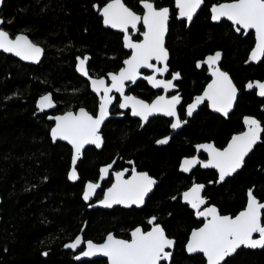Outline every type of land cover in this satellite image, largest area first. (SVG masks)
I'll list each match as a JSON object with an SVG mask.
<instances>
[{
  "label": "trees",
  "instance_id": "obj_1",
  "mask_svg": "<svg viewBox=\"0 0 264 264\" xmlns=\"http://www.w3.org/2000/svg\"><path fill=\"white\" fill-rule=\"evenodd\" d=\"M103 1L3 0L0 6L1 28L9 36L22 32L43 48L35 65L0 52V264H107L103 258L75 261L64 247L80 230L83 237L96 242L109 231L127 237L136 225L146 228L150 216L174 239L171 260L161 264H205L202 255H188L183 249L188 232L199 221L181 203L179 193L192 181L204 182L208 201L219 213L230 215L243 207L251 187L258 201L264 202V131L242 167L222 182L215 184L212 169L195 167L189 174L177 170L179 158L192 154L193 143L212 140L222 146L231 133L241 129L242 114L256 116L264 129V98L252 90L243 91L247 82L264 77V56L256 64L247 62L252 33L241 36L228 22L208 19L209 3L230 0H203L187 28L171 17L165 37L168 68L178 70L185 100L207 78L203 66L196 69L194 62L220 50L219 67L240 90L227 118L211 113L203 104L162 146L153 141L167 134L168 120L152 117L138 128L127 115L109 118L100 129L101 148H85L75 166L79 179H66L70 149L63 142L51 141L46 114L38 113L35 103L50 95L54 105L50 113L82 106L94 114L96 98L75 72L76 56L89 54L88 74L100 76L116 70L126 55L119 35L102 28L92 8ZM123 1L137 11L138 0ZM151 1L171 4V0ZM113 157L117 161L132 159L137 168L158 180L140 208H88L82 199L84 179L93 177L96 167ZM221 264H264V246H240Z\"/></svg>",
  "mask_w": 264,
  "mask_h": 264
},
{
  "label": "snow or ice",
  "instance_id": "obj_2",
  "mask_svg": "<svg viewBox=\"0 0 264 264\" xmlns=\"http://www.w3.org/2000/svg\"><path fill=\"white\" fill-rule=\"evenodd\" d=\"M143 5V15H138L122 2V0H109L100 11L103 22L106 26L120 29L124 32V46L132 50V55L124 61L125 67H122L118 73H109L112 81L111 85H106L103 78L92 79L93 90L100 96L99 114L95 117L90 115L85 109L81 108L78 114L67 112L63 116H57L56 126L51 130L54 140L57 138L67 141L72 145L73 167L69 172V179H78L75 164L81 154V150L86 144H95L100 147L102 138L99 135V129L105 118L108 116V105L112 103V97L109 95L113 89L116 92L124 93L125 81H135L140 75L141 68L152 69L153 75L145 77L153 87H163L165 90L174 87L173 80L179 78V73H174L172 80H158L156 73L163 74L168 71L167 59L168 53L164 47V36L167 31V22L169 18L168 8L157 9L151 0H141ZM203 0H176V6L179 9V16L186 17L191 21L193 14L200 8ZM95 7V6H94ZM212 19L219 21L222 18L230 20L237 31L243 30L247 33L249 30L255 31L256 44L249 59L257 61L264 56V0H231V2L214 4L211 8ZM142 22L145 31L142 33L143 40L133 42L129 36V29L136 31L138 23ZM3 21L0 20V24ZM0 49L5 52L14 53L24 60L38 61L42 54V49L33 44L27 36L20 34L14 39L9 37V33L0 29ZM220 53L206 57L205 61L210 67L217 64ZM78 70L85 76L88 71L85 63L88 57L77 58ZM156 60L164 64L163 67H156L150 61ZM214 77L205 90L203 96L195 98L194 102L187 106V114L192 115L194 109L204 99L211 102V106L228 114L232 107V101L236 96V88L232 84L228 74L220 71L218 67H212ZM256 87L259 89L258 95L264 96V82H249L248 88ZM180 103L179 95L166 99L164 96H158L151 104L138 100L133 96H125L124 102L120 104L121 108H126L131 104L133 115L140 116L142 120L147 121L149 116L154 113H163L166 116L173 117L171 124L173 129L179 128L182 121L177 115L176 106ZM50 95H45L38 101V107L43 110L53 107ZM244 123L247 130L234 135L224 149H218L213 144L197 145V150L203 149L208 153L207 161L198 160L195 156L185 158L181 162V170L188 172L193 166L200 164L202 167H213L219 171V180L223 181L226 176H230L239 169L244 161V157L252 149L253 145L260 139V134L264 129L260 122L251 117H245ZM168 137L158 140V144L167 143ZM111 168V165L100 169L103 178ZM116 182L105 192L101 204L111 207L113 204L141 205L144 203L145 196L151 191L156 183L147 173L136 172L133 168L132 175L124 179V172L115 173ZM99 184L87 183L85 186L83 198L87 201L95 194ZM204 186L193 184V186L183 193V198L193 209H196L198 217H204L206 222L202 227L194 229L187 244L189 253H203L207 259V264H221L225 257L232 255L241 246L261 247L264 246V222H262V210L264 203L257 201L251 189L248 191V202L245 209L239 212L235 217L221 215L215 206L205 207L202 211L200 206L205 204L204 198L200 192ZM175 199V197H173ZM155 217L149 221L153 224ZM253 234H258L259 238L254 239ZM81 244V237L65 245V247L76 248ZM87 250L82 253L83 256H94L97 254L107 257L109 264H161L162 261L170 258L171 253L166 251L174 244L169 239L164 229L159 224H154L150 231L144 232L137 227L131 232V239H117L109 233L104 243L95 244L91 240L86 242Z\"/></svg>",
  "mask_w": 264,
  "mask_h": 264
},
{
  "label": "water",
  "instance_id": "obj_3",
  "mask_svg": "<svg viewBox=\"0 0 264 264\" xmlns=\"http://www.w3.org/2000/svg\"><path fill=\"white\" fill-rule=\"evenodd\" d=\"M2 1L3 0H0V6H1V4H2ZM109 2V0L107 1V2H105L103 5H101L99 8H102L106 3H108ZM172 4H173V7L175 8V10H176V18L177 19H180V18H182V17H180L179 16V9L177 8V6H176V0H172ZM225 2H231V0L230 1H221V2H218V3H215V4H219V3H225ZM202 5V4H201ZM214 4H211L210 6H209V8H208V11H209V19H210V21L211 22H218V21H214L213 19H212V12H211V8H212V6H213ZM126 6V5H125ZM139 6L142 8V13H140V14H138V13H136V14H138V15H143V12H144V9H143V5H142V3H141V0L139 1ZM127 7V6H126ZM129 8V7H128ZM161 8H167L166 6H164V7H161ZM130 9V8H129ZM159 9V8H158ZM131 10V9H130ZM197 12V11H196ZM97 14L100 16V18H101V25H102V27H105V28H109V29H111V30H113V31H116V32H119V33H122V37H121V40H122V44H123V47L125 48V49H127V50H130V52H129V54L125 57V58H123V60L121 61V65L116 69V71H108V72H106L104 75H102V76H98V77H94V76H90L89 74L87 75V76H85L83 73H81L79 70H78V63H79V61H78V57L79 56H77L76 57V59H75V63H74V69H75V72L80 76V77H82L86 82H87V85H88V89H89V91L92 93V94H94L95 96H96V99H97V104H96V108H95V111H94V114H91L90 112H88L84 107H82V106H79V107H77V108H75L74 110H65V111H63V112H60V113H55V114H49V115H47L46 116V119L47 120H50V121H52V125L49 127V130H48V135H49V137H50V139H51V141L52 142H54V141H56V140H58V141H60V142H65L67 145H69L70 146V148H71V153H70V160H69V166H68V170H67V176H66V178L69 180V181H75V180H71V179H69V172L71 171V169H72V167H73V164H72V157H73V148H72V145L71 144H69L67 141H65V140H62V139H59V138H57L56 140H54L53 139V137H52V134H51V130L56 126V121H55V119H52V118H54V117H57V116H63L65 113H67V112H72V113H74V114H78L79 113V110L81 109V108H83V109H85V111H87L90 115H92L93 117H95V116H97L98 114H99V104H100V96L101 95H103V92L101 91L99 94L96 92V91H94L93 90V87H92V84H91V80L92 79H100V78H103L104 79V81H105V84L106 85H111V83H112V81H111V79H110V77H109V73H118L119 71H120V69L122 68V67H125V65H124V61L126 60V59H128L131 55H132V50L131 49H129V48H126L125 46H124V32L123 31H121L120 29H115V28H112V27H110V26H106L105 24H104V22H103V17H102V15H101V13H100V11H97ZM196 13H194L193 14V16L195 15ZM184 19H185V24L187 25L190 21L186 18V17H183ZM193 18V17H192ZM169 19V18H168ZM222 19H224V20H226L227 22H229L231 25H233V23L230 21V20H228L227 18H222ZM0 20H2L1 18H0ZM141 23V25L143 26V24H142V22H140ZM1 25V24H0ZM234 26V25H233ZM236 27H238V26H236ZM0 29H2V28H0ZM3 30V29H2ZM5 31V30H4ZM145 31V28H144V26H143V30L140 32V39L138 40V41H133V42H140V41H142L143 40V35H142V33ZM251 32H252V35H253V44H252V46H251V48H250V50L248 51V54H247V61L248 62H250V63H252V64H256L257 62H259V60H257V61H251L250 59H249V56H250V54H251V52H252V50H253V48L255 47V44H256V37H255V31L254 30H250ZM245 33V32H244ZM20 34H23V35H25L24 33H22V32H19V33H16L14 36H9L11 39H14L17 35H20ZM166 34H167V31H166V33H165V36H166ZM25 36H27V35H25ZM165 36H164V43H165ZM29 39V38H28ZM30 40V39H29ZM31 41V40H30ZM32 42V41H31ZM33 43V42H32ZM33 44H35V43H33ZM35 45H37L38 47H40L41 49H42V54H41V56H40V59L38 60V61H31V60H24V59H21L19 56H16L14 53H10V52H5V51H3L2 49H0V52H2V53H4V54H7V55H10V56H12V57H14V58H16L17 60H19V61H21V62H23V63H27V64H33V65H35V64H37L40 60H41V58H42V55H43V48L40 46V45H38V44H35ZM217 52H219L220 53V51L219 50H215V51H213L212 53H209V54H206L201 60H197L196 62H195V64H196V66H197V63L198 62H203V61H205V59H206V57H208L209 55H214L215 53H217ZM85 56H87L88 57V59H89V55L88 54H84L83 55V57H85ZM83 57H79V58H83ZM220 59V58H219ZM219 61V60H218ZM151 63H153L154 65H156V67H163L164 66V64L163 63H161V62H159V61H156V60H152V61H150ZM86 63H87V61H86ZM86 63H85V67H86ZM205 65V67H206V74L207 75H209V80L204 84V86H203V88L201 89V91H200V93H198V94H196V95H193L192 96V98H191V100L188 102V103H186V105H185V110H184V113H185V117H188L189 115L187 114V106L189 105V104H191V103H193L194 102V100H195V98L196 97H198V96H203V94H204V92H205V90L207 89V87H208V85L210 84V83H212V81H213V79H214V77H213V75H212V67H218L219 68V66H218V62H217V64L216 65H214V66H212V67H210L207 63H201V65ZM144 69H146V70H148V71H150L149 73H143V70ZM220 69V68H219ZM220 71H222V72H225V71H223V70H221L220 69ZM174 73H178V72H173V73H171V75H170V77L169 78H167V79H165V78H163V75H164V73L163 74H160V73H156L155 75H156V79H158V80H172V77H173V74ZM225 73H227V72H225ZM228 74V73H227ZM151 75H153V71H152V69H148V68H141L140 69V75L136 78V80L137 79H142V80H144L145 82H146V84L149 86V87H151L152 89H158V88H161L162 89V92L160 93V94H158V95H156L155 97H153L149 102H146V101H144L145 103H148V104H151L152 103V101H154L158 96H164L166 99H171V97L172 96H176L177 94H172V95H169V96H167L166 95V93H169V92H171V91H173L174 89H176V86L174 85V87H172V88H169V89H167V90H165L163 87H153L152 86V84L147 80V79H145V77H147V76H151ZM229 76V75H228ZM230 78V77H229ZM177 79H179V78H177ZM177 79H175V80H177ZM231 79V78H230ZM135 80V81H136ZM175 80H173V83H174V81ZM134 81V82H135ZM232 81V80H231ZM264 82V79H262V80H257V79H253V80H251L250 82ZM133 81H125V84L127 83L128 85H130V84H132V83H134ZM232 84H233V82H232ZM249 84V83H248ZM247 84V85H248ZM234 85V84H233ZM247 85L244 87V91H248V90H250V89H253V90H255V93H256V95L258 96V97H262V96H260V95H258V92H259V89L258 88H256L255 86L253 87V88H248L247 87ZM235 86V85H234ZM125 88V87H124ZM236 88V87H235ZM239 90H237V88H236V96H235V99L232 101V107L228 110V113L232 110V108H233V106H234V103H235V100H236V98H237V95L239 94ZM115 93H118V95H119V97H120V101H119V104H118V109L119 110H121V111H123L124 109H126V108H128L129 109V116L130 117H132V118H137V119H139V127H141L143 124H144V120H142L141 119V117L140 116H135V115H133V111H132V106H131V104H129V106L128 107H126V108H121L120 107V104L121 103H123L124 102V97L125 96H132L131 94H129V95H121V93H119V92H116L114 89H113V91L109 94L111 97H112V99H113V95L115 94ZM134 97V96H133ZM41 98V97H40ZM40 98H38L37 99V101H36V103H35V107L37 108V111L38 112H41L42 110L38 107V101L40 100ZM136 99H138V100H141V99H139V98H137V97H135ZM113 101V100H112ZM143 101V100H142ZM203 102H205L206 103V105H207V109L209 110V111H211L212 113H217V114H220V115H222V116H226V115H224V113H222V112H220V111H217L216 109H214L212 106H211V102L209 101V100H207V99H204L200 104H198L197 105V107H199ZM110 105L111 104H109L108 105V109H109V107H110ZM197 107L194 109V111H193V113L196 111V109H197ZM192 113V114H193ZM120 115H115V116H113V117H119ZM152 116H161V117H165V118H170L171 119V122H170V124H169V130H170V133H168L167 135H165V136H163L162 138H159V139H157L155 142H154V144H156V145H163V144H158L157 143V141L158 140H161V139H164L165 137H170V135H172L177 129H179V128H177V129H173L172 127H171V124L173 123V121H174V118L173 117H169V116H166V115H164L163 113H154L153 115H151V116H149V117H152ZM109 117H111L110 116V114H109V111H108V116L105 118V120L103 121V123L101 124V126L104 124V122L109 118ZM245 117H251V118H254L253 116H243L242 117V122H243V128L240 130V131H237V132H233V133H231L230 135H229V137L227 138V140H226V142H225V144L221 147V148H218V149H224L227 145H228V143H229V141L231 140V138L234 136V135H237V134H240V133H242V132H245L246 130H247V126L245 125V123H244V118ZM255 119V118H254ZM255 120H257V119H255ZM183 121H185V119L183 120ZM258 121V120H257ZM183 124V123H182ZM101 126H100V128H101ZM99 135L101 136V133H100V129H99ZM102 138V137H101ZM259 141H260V139L255 143V144H257V143H259ZM102 142H103V140H102ZM200 144H213L212 142H203V143H198V144H194V153L192 154V155H190V156H184V157H181L180 158V160H179V162H178V165H177V169H178V171H180V172H182V173H188L192 168H194L195 166H193L188 172H184V171H182L181 170V167H180V165H181V162H182V160L183 159H185V158H191V157H196L198 160H201V159H199L198 158V156H197V154H198V151H200V152H202V153H204L205 154V159H203V160H201V161H207L208 159H209V156H208V153L206 152V151H204L203 149H199V150H197V145H200ZM254 144V145H255ZM101 145H102V143H101ZM101 145H100V147H101ZM254 145H253V147H254ZM87 146H93V147H95V148H97V149H99L100 147H97L95 144H86L85 146H84V148L85 147H87ZM252 147V148H253ZM83 148V149H84ZM217 148V147H216ZM83 149L81 150V153H82V151H83ZM251 151V150H250ZM249 151V152H250ZM249 152H248V154H249ZM247 154V155H248ZM246 155V156H247ZM245 156V157H246ZM81 157V154H80V156H79V158ZM244 157V158H245ZM78 158V159H79ZM77 162V161H76ZM106 166H108V165H106ZM106 166H103V167H106ZM103 167H101V168H103ZM198 167L200 168V169H206L205 167H202L200 164H198ZM242 167V166H241ZM240 167V168H241ZM100 168V169H101ZM208 168H210V169H213L214 171H215V174H216V178H215V184H217V183H219V182H222V181H220L219 180V171H218V169H216V168H213V167H208ZM239 168V169H240ZM239 169H237V170H239ZM236 170V171H237ZM262 170H264V165H263V167H262ZM125 171V169H123V170H120L119 172H124ZM143 172V171H142ZM144 173H146V172H144ZM235 173V172H234ZM233 173V174H234ZM233 174H231L230 176H232ZM131 175H132V173L127 177V178H124V179H128L129 177H131ZM230 176H226L225 177V179L227 178V177H230ZM104 177V176H103ZM152 178V177H151ZM102 179V177H101V172H100V174H99V176H98V179H97V181L95 182L96 184H99V182H100V180ZM153 179V178H152ZM153 180H155V179H153ZM90 181H87V182H85L84 184H83V189H82V193H81V195H82V197H83V194H84V190H85V186H86V184L87 183H89ZM116 182V178H115V173L113 174V181H112V183L108 186V187H106L103 191H102V196H101V198L100 199H98V200H96V201H94V202H92V203H90V204H88L87 205V207L88 208H94V207H99V208H101V209H110V208H112V207H115V206H119V207H129V206H134V207H136V208H139V207H141L142 206V204L141 205H136V204H131V205H124V204H113L111 207H107V206H105V205H103V204H101L100 203V201H102L103 199H104V194H105V192L114 184ZM155 182H157L156 180H155ZM91 183H93V182H91ZM193 184H201V185H203L202 183H193ZM193 184H191L189 187H187L186 189H184L183 191H181L180 193H179V197H180V201L181 202H183V203H186L187 204V206H188V208L191 210V211H193V215H194V217L196 218V219H201L202 218V222H201V224L200 225H198L197 227H195V228H191L190 229V231L188 232V234H187V238H186V240H185V242H184V245H183V249H184V251H185V253L186 254H188V255H191V254H201L202 255V257H203V259H204V262H205V264H207V259H206V257L203 255V253H199V252H197V253H189L188 251H187V244H188V241H189V238H190V236H191V233H192V231L194 230V229H198V228H200V227H202L203 226V224L206 222V220H205V218L204 217H198L197 215H196V209H193L192 207H191V205L187 202V201H185L184 200V198H183V193L184 192H186V191H188L192 186H193ZM204 186V185H203ZM204 188V187H203ZM203 188L201 189V192H200V195H201V197L202 198H204V200H205V202H206V198L205 197H203L202 196V192H203ZM152 189H153V186H152ZM152 189H151V191H152ZM249 189H251L252 190V187L251 188H249ZM249 189H247L246 190V198H245V202H244V205H243V207L241 208V209H239L235 214H233V215H230V214H221V215H228V216H232V217H235L239 212H241V211H243L244 209H245V207H246V205H247V202H248V191H249ZM150 191V192H151ZM150 192L145 196V198L150 194ZM91 198V197H90ZM145 198H144V200H145ZM257 199V198H256ZM85 200V199H84ZM86 201V200H85ZM88 201V200H87ZM257 201H258V199H257ZM258 202H260V203H264V202H262V201H258ZM204 205V204H203ZM203 205H201L200 206V210L202 211L206 206H204V207H202ZM212 206H214L213 204H209V205H207V207H212ZM216 207V206H215ZM151 218L152 217H149V219H148V225H149V227L146 229V230H144V232H147V231H150L151 229H152V227L154 226V224H159V223H153V224H150L149 223V221L151 220ZM160 225V224H159ZM137 227H139V228H141L140 226H134L132 229H130L129 231H128V238H121V237H117V236H115L111 231H109V232H107L105 235H104V237H103V239L101 240V241H99V242H93V243H95V244H102V243H104V241H105V238L107 237V235L109 234V233H111V234H113V236L114 237H116L117 239H125V240H130L131 239V232L134 230V229H136ZM77 236H80V234H78ZM76 236V237H77ZM76 237H75V239H76ZM81 237V236H80ZM169 238V237H168ZM253 238L254 239H258L259 238V235L258 234H253ZM74 239V240H75ZM169 239H172V238H169ZM73 240V241H74ZM173 240V239H172ZM88 240H85L84 242H83V249L80 251V252H78L77 254H75L74 256H73V259L74 260H88V259H92V258H103V259H105V261H106V263L107 264H109V262H108V259H107V257H105V256H103V255H100V254H97V255H94V256H83L82 255V253L84 252V251H86L87 250V244H86V242H87ZM174 241V240H173ZM72 243V242H71ZM241 246H243V247H246V246H244V245H241ZM262 247V246H261ZM261 247H256V248H261ZM172 248H173V246L171 247V248H167L166 249V251H169L170 253H171V250H172ZM246 248H250V249H255V248H252V247H246ZM233 255V254H232ZM232 255H230V256H232ZM228 257V256H227ZM226 258V257H225ZM168 261H169V259H167V260H164L163 262H166V263H168ZM222 263V262H221Z\"/></svg>",
  "mask_w": 264,
  "mask_h": 264
},
{
  "label": "flooded vegetation",
  "instance_id": "obj_4",
  "mask_svg": "<svg viewBox=\"0 0 264 264\" xmlns=\"http://www.w3.org/2000/svg\"><path fill=\"white\" fill-rule=\"evenodd\" d=\"M108 0H104L103 1V4L105 3V2H107ZM139 1L140 0H138V2H137V6H138V9H137V11H134V10H132L131 8V10L133 11V12H135V13H138V14H140V13H142V8L139 6ZM122 2L126 5V3L122 0ZM151 2H153V1H151ZM173 2H172V0H171V4H161V5H156V4H154V2H153V4H154V6L158 9V8H161V7H164V6H166L168 9H169V19H168V22H167V25H168V23H169V21H170V19H171V17H174L175 18V20H177V21H183V23H184V27L185 28H187V26L190 24V22L192 21V19L194 18V16L197 14V12H198V10L203 6V3H202V5L200 6V8L197 10V12H196V14L193 16V18L191 19V21L186 25L185 24V19L184 18H180V19H177L176 18V10H175V8L173 7V4H172ZM215 3H218V2H211V3H209L208 4V7L207 8H209V6L211 5V4H215ZM102 4V5H103ZM95 6V7H94ZM127 6V5H126ZM128 7V6H127ZM92 8L94 9V11L96 12V15L99 17V20H100V25H101V18H100V16L97 14V11H98V8H99V6L97 5V4H93L92 5ZM208 19H209V11H208ZM210 20V19H209ZM221 20H224V19H221ZM221 20H219V21H221ZM218 21V22H219ZM224 21H226V20H224ZM211 22V21H210ZM218 22H213V23H218ZM227 22V21H226ZM229 23V22H228ZM230 24V23H229ZM231 25V24H230ZM232 26V28H233V30L236 32V33H241V36H243V35H245L246 33H244V31L243 30H241V31H237L236 30V26H233V25H231ZM101 27H102V25H101ZM168 27V26H167ZM0 28H1V25H0ZM102 28H105V27H102ZM105 29H108V30H110V31H112V32H115L116 34H118L119 35V37H120V44H121V47H122V49L125 51V53H126V55L124 56V58L129 54V52H130V50H127V49H125L124 47H123V44H122V40H121V37H122V33H119V32H116V31H113V30H111V29H109V28H105ZM137 29L138 30H136V31H133V30H131V29H129V36L131 37V39H132V41H138L139 39H140V32L143 30V26L141 25V23H138V25H137ZM248 32H251L250 30L248 31ZM247 32V33H248ZM252 33V32H251ZM12 37V36H11ZM166 37V36H165ZM164 47L166 48V46H165V43H164ZM166 50H167V48H166ZM215 51V50H214ZM220 51V50H219ZM167 53H168V50H167ZM210 53H212V52H210ZM85 54H87V53H85ZM207 54H209V53H207ZM220 54H221V52H220ZM84 55V54H83ZM83 55L82 56H79V57H83ZM89 55V54H88ZM206 54H204L203 56H202V58L205 56ZM78 56V55H77ZM76 56V57H77ZM202 58H200V59H197V60H201ZM76 59V58H75ZM220 59H221V55H220ZM220 59H219V61H218V66H219V63H220ZM196 60V61H197ZM195 61V62H196ZM195 62H194V64H195ZM248 62V61H247ZM166 63H167V67H168V59H167V61H166ZM87 64V63H86ZM203 66V68H204V73H205V75H206V81L203 83V85H202V87H201V89L203 88V86H204V84L209 80V75H207L206 74V67H205V65H201L200 64V66L199 67H197L196 66V64H195V68L196 69H199V68H201ZM220 68V67H219ZM221 69V68H220ZM221 70H223V69H221ZM108 71H111V70H108ZM108 71H105L104 72V74L106 73V72H108ZM114 71H116V70H114ZM224 71V70H223ZM150 71H148V70H146V69H144L143 70V73H149ZM173 72H178V70H169V68H168V71L167 72H165L164 73V75H163V78H165V79H167V78H169L170 77V75H171V73H173ZM226 72V71H225ZM104 74H102V75H104ZM102 75H100V76H102ZM94 77H98V76H94ZM262 79H264V77L263 78H261V79H259V80H262ZM179 80H180V75H179V79H177V80H175L174 81V83H173V85H175L176 86V89H174L173 91H171V92H169V93H166V95L167 96H169V95H172V94H177V95H179V97H180V103L176 106V110H177V115L179 116V118L183 121L184 119H185V123H186V120L187 119H189V118H191L192 117V115L193 114H195V112L197 111V109L200 107V106H202L203 104L206 106V108H207V105H206V103L205 102H203L199 107H197V109H196V111L191 115V116H188V117H185V113H184V108H185V105H186V103H188L190 100H191V98H192V96L193 95H196V94H198V93H200V91H201V89L198 91V92H196V93H194V94H192L191 96H190V98H188L187 100H185L184 99V96H183V94H182V90L179 88ZM258 80V79H257ZM138 81H141L142 82V85H139L138 84ZM250 82V81H249ZM249 82H247L246 83V85L249 83ZM88 86V85H87ZM89 90V89H88ZM237 90H239V89H237ZM250 90H252V91H254V93H255V90H253V89H250ZM240 91V90H239ZM244 91V90H243ZM249 91V90H248ZM162 92V89L161 88H158V89H152L151 87H149L147 84H146V82L144 81V80H142V79H137L134 83H132V84H130V85H128L127 83L125 84V88H124V95H129V94H131L132 96H134V97H137V98H139V99H141V100H143V101H146V102H149L153 97H155L156 95H158V94H160ZM92 94V93H91ZM94 95V94H93ZM239 95V94H238ZM237 95V96H238ZM255 95H256V93H255ZM95 96V95H94ZM257 96V95H256ZM258 97V96H257ZM95 98H96V96H95ZM259 98H264V96H262V97H259ZM237 99V98H236ZM113 101H112V103H111V105H110V107H109V109H108V111H109V114H110V116L111 117H109V118H121V117H123L124 115H127V116H129V109L128 108H126V109H124L123 111H121V110H119L118 109V104H119V101H120V97H119V95H118V93H115L114 95H113V99H112ZM235 102H236V100H235ZM53 103V102H52ZM96 103H97V99H96ZM234 105H235V103H234ZM181 106V111L179 110V107ZM234 107V106H233ZM51 108H53V107H51ZM51 108H45V109H43L41 112H38V113H45L46 115H45V120L46 121H48L49 122V127L52 125V121H50V120H47L46 119V116L47 115H49V114H55V113H60V112H53V113H50L49 111L51 110ZM233 109V108H232ZM36 110H37V108H36ZM69 110H74V109H69ZM112 110H113V113H112ZM209 111V110H208ZM232 111V110H231ZM231 111L226 115V116H222V115H220V114H217V113H213V114H216V115H218V116H220V117H222L223 119H226L227 118V116L231 113ZM63 112V111H62ZM211 112V111H210ZM212 113V112H211ZM115 115H120L119 117H113V116H115ZM243 116H253L255 119H257L258 120V122H260V126H261V128L263 129V126H262V124H261V121L256 117V116H254V115H252V114H242L241 116H240V123H241V129L243 128V122H242V117ZM130 117V116H129ZM152 117H157V116H152ZM152 117H149L148 118V120L150 119V118H152ZM159 117H161V116H159ZM108 118V119H109ZM130 118H132V117H130ZM162 118H164V119H166V120H168V122H167V129L169 128V124H170V122H171V119L170 118H165V117H162ZM133 120H135L136 122H137V124H138V128H141L147 121H145L144 122V124L141 126V127H139V119H137V118H132ZM185 123H183L181 126H180V128L185 124ZM102 127V126H101ZM180 128L179 129H177L172 135H174L176 132H178L179 130H180ZM101 129V128H100ZM240 129V130H241ZM48 130H49V128H48ZM240 130H238V131H240ZM237 132V131H236ZM168 133H170V130L168 129V132H167V134ZM167 134H165V135H167ZM165 135H163V136H165ZM172 135H170V136H172ZM163 136H160V137H158V138H156L154 141H153V145H155V146H162V145H156V144H154V142L157 140V139H159V138H162ZM260 136H261V134H260ZM261 138V137H260ZM169 139H170V137L168 138V141H169ZM56 141H58V140H56ZM167 141V142H168ZM212 142L213 143V145L215 146V147H217V148H221L224 144H225V142H224V144L222 145V146H216L215 144H214V142L212 141V140H203V141H199V142H196V143H193L192 144V147H193V152H192V154L194 153V144H198V143H203V142ZM55 142V141H54ZM63 143H65V142H63ZM103 143V142H102ZM66 144V143H65ZM166 143H164L163 145H165ZM67 145V144H66ZM256 145V144H255ZM68 147H69V149H70V153H71V148H70V146L69 145H67ZM102 146V145H101ZM87 147H91V148H93V149H95V150H99V149H97V148H95V147H93V146H87ZM87 147H85V148H87ZM85 148L83 149V151L85 150ZM253 149V148H252ZM251 149V150H252ZM83 151H82V153H81V157H82V155H83ZM250 153V152H249ZM192 154H189V155H184V156H190V155H192ZM184 156H181V157H184ZM197 156H198V158L199 159H201V160H203V159H205V154L204 153H202V152H200V151H198V154H197ZM80 157V158H81ZM180 157V158H181ZM79 158V159H80ZM180 158H179V160H180ZM246 158V157H245ZM244 158V159H245ZM69 159H70V157H69ZM79 159H77V162H78V160ZM76 162V163H77ZM106 165H111V168L109 169V171H108V173L106 174V175H104V177L100 180V182H99V187L96 189V191H95V194L88 200V201H85L84 200V198L82 197V195H81V197H82V199L84 200V202H86L87 203V205L88 204H90V203H92V202H94V201H96V200H98V199H100L101 198V196H102V191L106 188V187H108L111 183H112V181H113V174L114 173H116V172H119L120 170H123V169H125V171H124V178H127L131 173H132V170H133V168L135 169V171L136 172H146L147 173V171H145V170H142V169H140V168H137L136 167V165L134 164V162H133V160L132 159H125V160H122V161H120L119 159H118V161L117 160H115V157H113L110 161H108V162H106V163H104V164H101V165H99V166H97L96 167V169L94 170V173H95V175L93 176V177H91V178H87V179H84V181H83V183H82V187H81V192H80V194L82 193V189H83V184L85 183V182H87V181H90V182H93V183H95L96 181H97V179H98V176H99V174H100V168L101 167H103V166H106ZM264 165V164H263ZM75 166H76V164H75ZM195 167H198V164L195 166ZM194 167V168H195ZM194 168H192V169H194ZM199 168V167H198ZM75 169H76V167H75ZM191 169V170H192ZM206 169H210V168H206ZM178 170V169H177ZM190 170V171H191ZM203 170V169H202ZM213 170V169H212ZM189 171V172H190ZM214 171V170H213ZM189 172L188 173H184V174H189ZM76 173H77V176H78V179H79V174H78V172H77V170H76ZM214 173H215V171H214ZM148 174V173H147ZM149 175V174H148ZM66 176H67V172H66ZM150 177H152L153 179H155L156 181H158L154 176H151V175H149ZM215 178H216V174H215ZM215 178H214V180H215ZM67 179V178H66ZM78 179H76L75 181H77ZM68 180V179H67ZM71 182H74V181H71ZM193 183H202L204 186L206 185L204 182H200V181H192L187 187H189L191 184H193ZM207 184H211V181H207L206 182ZM157 184V182L153 185V189H154V187H155V185ZM186 187V188H187ZM185 188V189H186ZM153 189H152V191H153ZM184 190V189H183ZM182 190V191H183ZM203 190H204V188H203ZM152 191L150 192V194L152 193ZM204 192H202V196L203 197H205L206 198V202H205V204L202 206V207H204V206H207V205H209V204H212V203H210L209 201H208V198L203 194ZM149 194V195H150ZM148 195V196H149ZM147 196V197H148ZM147 197L145 198V200H144V203H145V201H146V199H147ZM179 199H180V197H179ZM143 203V204H144ZM181 203H183V202H181ZM143 204H142V206H143ZM183 204H185L186 206H187V204L186 203H183ZM214 205V204H213ZM215 206V205H214ZM116 207V206H115ZM119 207V206H118ZM129 207H134V206H129ZM129 207H121V208H129ZM94 208H99V207H94ZM134 208H136V207H134ZM140 208V207H139ZM187 208H188V206H187ZM217 208V207H216ZM101 209V208H100ZM189 209V208H188ZM190 210V209H189ZM191 211V210H190ZM191 213H192V216L194 217V215H193V211H191ZM221 214V213H220ZM150 217H153V216H150ZM148 219H149V217L147 218V220H146V225H147V227L146 228H142L140 225H138V226H140L141 227V230L142 231H144V230H146L148 227H149V225H148ZM194 219L195 220H198L199 221V224L198 225H200L201 224V222L203 221L202 220V218L201 219H196L195 217H194ZM153 223H157V222H153ZM137 226V225H136ZM197 227V226H196ZM193 228H195V227H193ZM132 229V228H131ZM112 232V231H111ZM113 233V232H112ZM78 234H80V236H81V244L80 245H78L76 248H71V247H64V249H68L69 250V252L71 253V257H72V259H73V256L75 255V254H77L78 252H80L82 249H83V242L85 241V240H90V239H87V238H85V237H83L82 236V230H80L75 236H74V238L70 241V242H68L67 244H70L71 242H73V240L75 239V237L78 235ZM256 235V234H255ZM116 236V235H115ZM104 237V236H103ZM118 237V236H117ZM168 237V236H167ZM122 238V237H121ZM124 238H128V236L127 237H124ZM169 238H172V237H169ZM103 239V238H102ZM173 239V238H172ZM174 240V239H173ZM92 241V240H91ZM101 241V240H100ZM92 242H96V241H92ZM99 242V241H98ZM66 244V245H67ZM173 248H174V244H173ZM173 248H172V250H171V254H172V252H173ZM201 255V254H200ZM171 257V256H170ZM170 259V258H169ZM74 260V259H73ZM75 261H78V260H75ZM163 262V261H162ZM161 262V263H162ZM163 263H166V262H163Z\"/></svg>",
  "mask_w": 264,
  "mask_h": 264
},
{
  "label": "bare ground",
  "instance_id": "obj_5",
  "mask_svg": "<svg viewBox=\"0 0 264 264\" xmlns=\"http://www.w3.org/2000/svg\"><path fill=\"white\" fill-rule=\"evenodd\" d=\"M171 260V259H170Z\"/></svg>",
  "mask_w": 264,
  "mask_h": 264
}]
</instances>
